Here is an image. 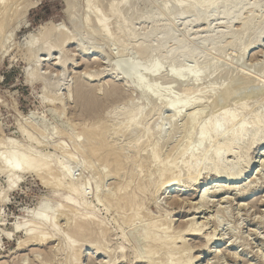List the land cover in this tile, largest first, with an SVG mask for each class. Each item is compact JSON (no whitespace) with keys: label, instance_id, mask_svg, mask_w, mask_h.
<instances>
[{"label":"rangeland","instance_id":"374dc122","mask_svg":"<svg viewBox=\"0 0 264 264\" xmlns=\"http://www.w3.org/2000/svg\"><path fill=\"white\" fill-rule=\"evenodd\" d=\"M66 1L39 0L35 5H31L25 14L18 19L17 28L14 22L17 21L16 19L11 20L12 22H7L8 24L6 23L7 25H4L5 28H2V35L0 34V159L8 158L11 152L22 148L30 152V154L41 153L48 156L53 162L51 166L55 169L59 168L58 162H62L67 169L69 168V171H72L70 172L74 181L76 179V181L78 180L80 183H82V181L86 183V180H88L86 187L84 186L86 189L85 200L91 207V216L93 215V218L100 221L102 223V228L107 232L103 238H97V241H99L97 242L98 246H101L100 243L102 242L105 244V246L102 245V247H99V250H95V248L98 247L96 244L95 248L93 247L94 244H92V247H90L91 244H86V246L84 245L83 248H81L79 253V264H148L147 258L144 254L142 255L146 243L142 237H139V234H141V227L144 224H147V222L154 223L155 220L156 222H168L166 223L167 226L170 227L169 235H179L181 231L191 226L193 223V225H198L196 227L192 225V227L201 230L198 237L189 235L191 234L189 232L180 233L183 234V236H181L183 239L182 241L185 242V247L190 250L191 263L193 264H264V145H254L251 150L248 152L244 151V153L241 150V146H234L231 153L224 157L223 166L226 167L238 161L237 164L239 165L236 168L238 175L245 174L247 165L253 163L244 181L237 182L236 184H231L229 186V183H227L225 185V174H220V176H213L210 174L209 170L212 168L213 162L208 161L198 166V172L196 173L197 180H194V177L189 178L184 172L180 174L179 182L172 183L173 189H189L190 186L191 188L193 186L196 191H187L184 193L171 192L170 194L167 192L165 194L162 189H159V192L156 193L159 187L155 186L154 188L153 185L150 186L151 188H146L144 191L137 190L139 186L138 183H142V181L146 183L148 181L149 183L152 181V183H154L155 181L156 184H159V182L164 179L161 178L162 175H160L159 172L155 173V169L158 167L157 164L152 163L151 166L147 165L144 168L141 167L139 163L142 158H144L146 154L148 155L152 149L158 147L159 162H162L166 160V157L170 155L173 150L191 141L189 138L192 136L193 138L191 139L193 140L199 125L209 118L213 112L209 100L215 97L221 90L225 91L227 94L226 102L223 104L217 98L218 100L215 104L216 108L221 110L224 106H227L228 109L229 106V110L233 109L232 112L235 113L237 119L248 120L251 115L255 114L256 117L259 116V121L255 120L256 123L253 124L252 122L251 124L259 128L264 126V0H247V6L237 13L239 14L238 20L230 19L229 21H224L221 19L219 12L216 11L209 20H201L191 25H187V21L189 20L188 17L185 19L179 17L173 23L169 24L167 18L161 15L162 13L160 10L161 4L167 2V0H150L146 4L140 2L136 7L137 12L135 10H133V12L143 17L154 14L159 22L154 26L150 23H144L143 17L130 18L128 28L132 31V38L129 37L130 39H128L121 32L117 31V33L114 34L115 37L113 36L110 41L97 36L98 34L95 35L97 32L94 29L92 30L91 28L90 30L91 26L89 27L88 25H91V21L87 24L89 31L85 28L86 25L84 26L83 24L85 16L83 15H85L87 10L84 4L86 1ZM97 1H99V3ZM109 1L95 0V2H92V7L102 5L105 11L106 4H108ZM30 2L32 4L34 1ZM93 3L97 4L93 5ZM23 5L21 4L19 9ZM71 5H74V8L77 9L74 10ZM68 6L70 8L72 7V10H74V13L72 11V15L74 14L76 16L68 18L66 14V11H68L67 8H69ZM199 9L201 15L208 14L209 12L207 6L199 7ZM251 14H253V29L251 28V33L248 32L249 30H245V33H248L243 34L244 29L242 30L241 22L248 16H251ZM76 18L78 19L76 20ZM47 22L60 25L66 32L77 34L76 38L79 47L71 44L64 46L61 55V57L63 56L62 60L65 58V60L68 59L70 61L69 63L67 62L64 70L57 62L59 57L53 54L50 56L51 59L48 57L44 58L45 56L40 55V60H46L40 64L38 62L31 63L26 60L28 57V54L24 50V41H26L28 37L26 35L30 33L35 34L37 28ZM74 23H77L76 26L79 27L81 31L74 30ZM167 24H169V28L172 29L171 31L174 32L182 43L185 42L186 44H194L193 46L196 47H203L202 56H205L206 59H210L215 67L225 68V72L233 70L231 71L234 72L231 78L229 79L228 77L227 80V78L224 77L225 74L223 69H221V71L219 70L220 68H217L220 72L214 70L215 74L213 73L210 77L208 76L209 72L203 73L199 77L198 83L196 82L194 84V88L197 85L200 87L197 86L194 89L195 92H193V90L186 91L189 86L186 83L182 82L183 85H181V83L173 82L169 76V78L167 77V71L169 69L167 65L158 72L159 74L155 73L156 75H153V73V76L140 71V76L149 85L155 84L158 87V92L154 96L149 95L145 99L143 98L144 91L141 90L143 88H139L136 84L137 80H134L136 76H138L134 74V72L126 73L125 79L127 86L124 85V82L118 81L116 73H119L120 68L125 64L131 61L137 62L140 66L144 64L145 59L139 57L136 51L139 45L138 42H141L139 40H141L142 34L149 28H154L156 26L158 28V26H166ZM82 29H84V31ZM206 29L208 31L207 34L205 31ZM238 30H240L239 33L241 30L243 31L242 39L240 38L241 34H235L238 35L237 37L239 38L238 41L236 39L237 43H239H236L235 47L227 46L225 39L219 41L220 43L217 47L219 49L216 48V51L210 49L208 42L204 43V46L195 45H202L201 39L208 40L211 36L218 35L221 32H237ZM76 31L80 32L77 33ZM85 31L88 32V34ZM82 32H85V35L82 34ZM123 39L128 41L125 42ZM153 40L154 39L151 41L153 42ZM121 45H123V47ZM124 45L126 50H124ZM92 46L94 49L99 50L100 56L89 55L83 57L81 50ZM168 47H170L169 44L164 50L169 49ZM102 51L103 53L101 56ZM66 57L68 58L66 59ZM197 61H201L200 57L196 61H187L185 65L194 67L199 63ZM34 66H37L38 72L45 78L46 82H49L51 87L49 88L52 91L49 89V91L46 92L49 99H52L50 101L53 102L47 103L49 99L47 102L43 99L42 94L45 89L42 83L28 82L29 74L34 70ZM89 72L94 75L100 73H104L105 75L101 77V79L97 78L95 81L87 82L86 76L90 75ZM218 73H220V76L222 73L224 74L221 76L223 79L218 77ZM215 76L218 80H216L217 78ZM245 76L250 78V82H241V78ZM53 82L57 83L56 87H52ZM136 86L139 89L136 88ZM182 86L185 87V90ZM189 88L193 87L190 86ZM180 90H184L186 93H194V95H190L191 93L187 95L184 91L182 93ZM165 92L173 97L186 96V100H194L191 102H194L199 108L196 105L190 106L182 112V116L175 118L173 117L172 110L160 108L158 111L157 107L156 110H153L148 116L143 113V118H141L142 116L139 117V119L137 118V122L140 121V123L138 122V127L145 128L146 133H144L143 130L142 132L134 133L135 135L133 136H135V138L132 141L129 140L132 135L130 136L128 134L129 137L127 134H119L118 130L121 127L120 124L125 121L128 107L137 105L146 112L154 103L156 96H160ZM81 95L83 96L82 99L80 98ZM54 98L60 99L61 102L54 101ZM59 103H61V105ZM195 110L198 113L194 119L195 122H193L194 129L190 131L191 137H189L184 131V118ZM203 110L207 112L205 111V113ZM26 119H28L29 122L26 121ZM99 121H102V124L104 122L106 127L108 126V142L117 143V145H121L120 147L124 146L122 147L123 151L125 149L124 153L127 152L126 154L129 156V158L125 160L118 177V174L111 175V172L108 173L110 169L101 164L99 165L95 157L93 159L91 156L86 155L79 149L74 148L71 143L73 142L72 140H74L77 144L80 143L79 145H82L83 143L81 142L85 140L83 133H86L92 126L101 124ZM218 121L224 124V120L219 119ZM30 122L37 129L42 131V133L39 134V132L35 131L30 125ZM19 126L24 129L22 133L19 131ZM46 126L47 129L45 128ZM159 127H161L160 133L157 130ZM154 128H156L155 130H157V133ZM248 128L251 129V126L249 125ZM53 129L57 130L52 132ZM154 133H156V135ZM42 134L45 137L41 136ZM48 134H50V136ZM226 135L227 134L224 133L222 136ZM30 136H33V139L37 140L34 143H30ZM48 137L51 138L48 139ZM8 139H12V142L7 141ZM220 139L221 138L218 137L217 142H219ZM39 141L41 142V146L42 144L45 146H38L39 143L37 142ZM214 142L216 143V140ZM131 143L134 144L132 145ZM161 143H163L162 145L164 147ZM57 144L62 146L60 147L61 149H55L54 146H57ZM156 145H160L161 148ZM195 145L194 151H196V153L200 154L205 150L204 144ZM66 147L69 149L70 155L72 154L69 158H63V150H65ZM67 149L65 151H67ZM143 150L147 151L144 152ZM141 151H143L145 156H142L143 153ZM131 155L132 157L130 158ZM135 155H137V157ZM83 157L86 158V161H84L85 158ZM94 160L98 166L95 164ZM178 160V158L175 159V162L179 163L180 161L178 162ZM88 162L92 163L91 165L95 167L88 165ZM56 164L58 166H56ZM85 165H87L86 167H91L92 170L91 168H86ZM194 167L195 166H191L190 169ZM106 169L108 170L107 172H105ZM89 171H93L92 174ZM128 171H131V173L133 171V174ZM104 173H106L108 177L106 175L104 176ZM98 174H100V176ZM16 175H14V180L18 178H16ZM8 176L11 182L8 180ZM8 176H5V174L0 171V264H66L65 262H67V264H74L71 261V253L66 246L67 241L63 234L66 231L65 220H58V234L54 235V238L52 237L51 240L48 239L40 243L41 245L24 243L27 238L25 228L24 230L23 228L17 230L16 226H14V224L17 225V223L30 220L31 214L34 213V209H37L41 201H46L47 199L48 201L52 200V204L58 203V206L59 204L63 205V198L67 196V191L60 189L54 192L50 186L45 185L42 180L40 181L41 178H39L37 174L32 172L23 173L20 175L21 178L19 176L20 180H15L14 183H12V175L9 174ZM83 177L85 180L82 179ZM99 177H101V181ZM215 179L216 182L219 181L215 185L219 183V186L222 187L214 189V192L213 190H208L210 193L208 192V195L205 194L206 196H204L205 198L203 199V189L210 188L211 186L213 187L214 184H212V181H215ZM124 182L128 185H125ZM8 184L11 185L9 188ZM127 186L129 188H126ZM122 187H124V189ZM116 188H122L126 192L125 193L121 189L122 193L125 195H130L132 197L136 195L135 198H133L135 199V205L133 204L130 206L131 209L129 207H123L122 205H120V207L116 206L114 202L109 201L112 199L110 195L114 194ZM127 191H129V194ZM98 192L100 194H98ZM96 194L104 201L102 202L100 201L101 199L99 200V198H97L98 201L96 199ZM105 194L110 195L106 196ZM116 194L118 195V193ZM136 198H140V200ZM199 199L203 200L200 201ZM172 201H174V203ZM105 205L108 206V209ZM134 208H136L137 211H135ZM61 210L68 212V209L62 208ZM139 211H141V213ZM137 212L138 214L140 213L139 216L146 217H142V221H134L133 224L128 223V221L130 222L132 219L136 220L134 219V215L135 213L137 214ZM77 213L79 214L78 216H80L85 212L79 210L72 214L75 220L82 217H78ZM123 218H125V220ZM36 223L40 224L41 221L39 220V222ZM130 225L132 226L130 227ZM70 235H73V233H70ZM136 235L139 238L136 237ZM210 237L214 239L208 242L207 239ZM70 238H72V236ZM18 243H20L19 245H21V243L23 244L21 247H18ZM79 244L81 243H78V245ZM176 247L179 248L183 246L178 243ZM102 249L103 252L106 251V254L100 251ZM214 252H216V254ZM164 253L163 251L160 253L161 257L162 255L164 257ZM140 255L141 257H138ZM156 258L157 257L154 259Z\"/></svg>","mask_w":264,"mask_h":264},{"label":"bare ground","instance_id":"6f19581e","mask_svg":"<svg viewBox=\"0 0 264 264\" xmlns=\"http://www.w3.org/2000/svg\"><path fill=\"white\" fill-rule=\"evenodd\" d=\"M30 1H34V2L31 4ZM38 1L39 0H0V34L2 33V30L5 28V26L11 20H14V19L17 20V21H14L16 23L15 26L17 28L18 21H19L18 19L25 14L27 9L31 5L32 6L35 5L36 2H38ZM101 1H104V0H101ZM148 1H150V0H111V1H109L108 4H106V10H105L106 13H105V11L103 10V6L100 4H98V5H100L98 7L97 6L92 7V2H95V0L94 1L93 0H84V2H85L84 4L86 5L85 9H87V10H86L85 15H83V16H85L84 20L82 19L83 24H84V26L86 25L85 28H87V24H89V22L91 21L92 22L91 25L90 24L88 25L89 27L91 26L90 30H91V28H92V30L94 29L97 32L95 35L98 34L97 36H99L105 40H108V41H110L113 38V36L115 37L114 34L117 33V31L121 32L126 38L130 39L129 37L133 36V34L131 33L132 31L129 30V28H128V26H129L128 22H130L129 21L130 18H142L143 17L141 15H137L135 12H133V10H135L137 12L136 7H137L138 3L142 2V3L146 4ZM66 2H69V1L67 0ZM97 2L99 3V1H97ZM77 3H78V1H77ZM168 3H169V5H168ZM21 4L22 5L24 4V5L19 9ZM73 4H75V3H73ZM96 4L97 3H93V5H96ZM202 6H207L209 8L208 14L203 13L204 15H201V11H200L199 7H202ZM246 6H247V0H167V2H164L163 4H161L160 10L162 13L161 15H163L164 17L167 18V21L169 22V24L173 23L179 17L184 18V19L188 17L189 20L187 21V25H191V24L198 23L201 20H205V21L209 20V18H212V16L214 15V13L216 11L219 12V14L221 15V19L224 21H229L230 19L238 20L239 14H237V13L242 11L244 9V7H246ZM72 7L74 8V5ZM72 7L67 8L68 11H66L67 12L66 14H67L68 18L71 16H73V17L76 16L74 14L72 15V11L74 13V10H76L77 8L76 9L74 8V10H72ZM77 7H78V5H77ZM252 15L253 14H251V16H248L243 22H241V25H242L241 27H242V30L244 29V32L242 30L240 33H239L240 30H238L237 32L236 31L235 32L234 31H232V32L228 31L225 33L221 32L218 35L211 36L210 39H208V40L200 38L202 45H198V44H195V45L204 46V43L208 42L210 49L212 51L213 50L216 51V48L218 47V44L220 43L219 41L225 39L227 46H234L235 47V44L239 40V38L237 37L238 35L241 34V36H240V38H241L242 32H243V34H247L248 32L251 33L250 31H251V28L253 27ZM77 19L78 18H76V20ZM142 19L144 20L143 21L144 23H150L151 25L153 24L154 26H155V24H157L159 22L154 14H151L147 17H143ZM76 24L74 26V30H80V28L77 27ZM169 24H167L166 26H160V27L158 26V28H157V26L154 28H149V29H147V31L145 33L142 34L141 40H139L141 42H138L139 43V45L137 47L138 49L137 50L135 49L137 51V54L139 55V57L145 59V62L142 66H140L135 61H131L128 64H125L123 67H121L119 73L118 72L116 73L117 80L124 82V85H126V79H125L126 73L134 72V74L138 75V76H136V79H134V80H137L136 84L139 88H143L141 90L144 91L143 92V96H144L143 98L144 99L149 95L154 96L158 92V87L155 84L149 85L140 76V74H139L140 71H143V72L147 73L148 75H152L153 73H154L153 75H156L155 73H158L159 71H161L163 69V67L165 65H167V67L169 68L167 71V77L169 76L170 79L173 80V82H176L179 84L181 83V85H183L182 82L186 83L187 85H189L187 87L184 84L187 87L186 91L193 90V92H195L194 89L198 85L195 86V88H194V84L198 81L199 77L203 73L209 72L208 73L209 75L208 74L207 75L210 77L211 75H213L214 70L219 71V70L223 69V68H220L217 66L215 67L210 59H206L205 56L204 57L202 56L203 47L202 48L196 47V46H193L194 44L193 45L186 44L185 42L182 43L179 40V38L174 34V32L171 31L172 29L169 28ZM84 29H82V30L84 31ZM245 30L246 31L249 30V31L247 33H245L246 32ZM87 31H89L88 28H87ZM95 31H94V33H95ZM205 31L207 34V32H208L207 29ZM79 32H77V33H79ZM84 33L82 32V34H84ZM86 33L88 34V32H86ZM237 33H238V35H235ZM76 35H77L76 33L72 34V32L71 33L66 32L64 30V28H62L60 25H56V24H53L51 22H47V23L43 24L41 27H38L35 34L30 33L29 35H26V36H28L26 38L27 42L24 41L26 43V44L24 43V45H25L24 50L28 54L27 55L28 57L26 60H28V62H31V63H37L38 62L40 64L41 62L46 61L45 59L40 60L39 59L40 55L45 56L44 58L48 57L49 59H51L50 56L53 54L56 57L57 56L59 57L57 62H58V64H60L61 68H63V70H64V67L67 64V62L68 63L70 62L67 59L68 57H66L67 60H65V58L62 60L63 56L61 57V55L63 53L64 46L71 44V45H76V47H79V43H78V40L76 38ZM78 36H79V34H78ZM152 39H154L153 42L151 41ZM236 39H237V41H236ZM124 41L127 42L128 40L127 41L124 40ZM168 44L170 45V47H168L169 49L164 50V49H166V46ZM121 46L123 47V45H121ZM21 47H22V45H21ZM124 47H125V45H124ZM22 49H23V47H22ZM217 49H219V48H217ZM124 50H126V47ZM102 53H103V51L101 52V56H102ZM81 54L83 57H86L89 55L100 56L99 50L94 49L93 46L89 47L87 49L81 50ZM199 57H200L201 61L200 62L197 61L199 63L197 65H195L194 67H188L185 65V63L187 61H196L199 59ZM49 59H47V60H49ZM34 67H35L34 70L31 72V74H29L28 82H39V83H42L44 85L43 87L45 90H44L42 96H43V99L47 102L49 99V97L47 96V92L49 91V89L51 87L49 85V82H46L45 78L38 72L37 66H34ZM217 68L218 69L220 68V69L218 70ZM224 69H223V72L225 75L223 73H222V75H224V77L227 78V80H228V77L230 79L234 72H231L233 70H230L229 72H227V71L225 72ZM227 70H229V69H227ZM218 74H219V76L218 75L217 76L220 78L222 75L220 76V73H218ZM104 75H105L104 73H100L98 75L97 74L94 75V74L90 73L89 76H86L87 77L86 79H87V82L88 81H95L97 78L101 79V77H103ZM131 77H132V75H131ZM249 79L250 78H248L246 76L242 77L241 82L242 83L250 82ZM216 80H218V78ZM130 81H132V80H130ZM28 84H30V83H28ZM56 84L57 83L53 82L52 87H56ZM136 84H134V85H136ZM137 86H136V88H138ZM190 86L193 88H189ZM198 87H200V86H198ZM184 88L185 87H183V89ZM184 90H180V91H182V93H183ZM196 92H197V89H196ZM182 93H181V96H182ZM184 93H186V92L184 91ZM190 93L191 92H188L186 94L188 95ZM186 94H183V95H186ZM198 94H199V92H198ZM190 95H194V93H191ZM226 96H227L226 92L221 90L219 93H217V95L215 97H212L209 100L210 101L209 104H210V107H212L213 112L211 111L212 112L211 116L209 118H207L206 120H204L199 125L197 133H196L195 138L193 140L191 139V138H193V136L191 137L190 131L194 129L193 128V126H194L193 122H195L194 119L196 118L198 112H196V110H195V111L191 112L190 114H188L186 116V118H184V124H183V127L185 128L184 131L186 132L187 136L191 137V138H189V140H191V141H188L187 143H184L183 145L181 144L182 146L178 147L177 149H175L176 148L175 147L174 148L175 150H173V152L170 153V155H168L166 157V160L159 162V153H158L159 151L157 149L158 147L157 148L155 147L154 149H152L148 155L146 154V156L143 153L144 150L141 151L143 153V155L142 154L141 155L145 156V157L142 158V160L140 159L141 161L139 160L140 166L144 168L147 165L151 166L152 163L157 164L158 167L156 166L157 168L155 169V173L159 172V174L162 175L161 178H164V179L162 181H160L159 184H156L155 181H154V183H152L153 181L151 183H149V181L146 183V182H143L141 180L142 183H138L139 186H138L137 190L144 191L146 188H149L150 186L153 185L154 188H155V186L159 187L158 191H156V193L159 192V189H162L165 194L167 192L170 194L171 192H173V193L174 192L184 193L187 191H196V189L193 188V186H192V188H191V186L190 187L187 186V187H189V189H185V188L184 189L183 188L182 189H176V188L173 189L172 183L179 182L180 174L184 173V172H185L184 174L185 175L187 174V176L189 178L194 177L193 179L195 180L197 178L196 173L198 172L197 171L198 166H201L208 161L213 162L212 168L209 170L210 174H212L213 176L214 175L220 176V174L226 175L225 185L227 183H229V186H230L231 184L233 185V184H236L237 182L244 181V178L247 177L249 171L251 170V168L253 166V163H249L247 165L245 174L238 175L237 171H236V168L239 165V164H237L238 161L235 164L234 163L232 165L229 164V166L227 165L228 167H226V166H223L224 157L231 153V150L234 146H238V145L241 146L242 147L241 150L244 153V151L248 152L249 150H251V148L254 145H257V144L259 146L264 145V126L259 128V127H256L255 125L251 124L252 122H253V124L256 123L255 120L259 121V119H258L259 116L256 117L255 114L251 115V117L248 120L237 119L235 113L232 112L233 109L229 110V106H228V109H227V106L226 107L224 106L221 110L216 108L215 104L217 103V100L219 99L224 104L226 102ZM185 97L186 96H182V97H175L174 96L173 97V96H170L168 93L165 92V93L161 94L160 96L159 95L156 96V98L154 99V103L150 106V108L146 112L143 111L137 105H135V106L133 105V106L128 107L126 115H125V121L123 120L124 122L122 121L123 123L121 122L122 124H120L121 127L118 130L119 134L122 133V134H127V135L129 134L130 136L132 135L131 139H129L132 141L135 138V136H133V135H135L134 133L142 132V130L144 133H146L145 128L138 127V122L140 123V121L137 122V118L139 119V117H141L143 115V113L148 116L153 110H156L157 107H158L157 108L158 111L160 108L172 110L173 117H175V118L182 116V112L184 110H186L190 106L196 105L194 102H191L194 100H191V101L186 100L187 98H185ZM80 98L82 99L83 96L81 95ZM50 100H52V99H49V101L47 103L53 102ZM54 101L61 102L60 99H55ZM59 104L61 105V103H59ZM196 106L198 107V105H196ZM205 108H206V106H205ZM169 110H167V111H169ZM143 117L144 116H142L141 118H143ZM219 119L224 120V124H221L220 121H218ZM26 121H28V119H26ZM106 123H108V122H106ZM218 123H220V124H218ZM30 125L32 126V128L35 129V131L39 132V134L42 133V131H40L34 125H32L31 122H30ZM46 125H47V123H46ZM249 125L251 126V129L248 128ZM47 126L45 127L46 129H47ZM37 127H39V126H37ZM52 127H54V126H52ZM22 129H23V127L19 126V131L21 133L24 131V129L23 130ZM54 129L52 132L57 130V129L56 130H54ZM155 129L156 128H154V130ZM41 130H44V129H41ZM157 130L160 133L161 127H159V129L157 128ZM157 130H155L156 133H157ZM52 132H51V134H52ZM148 132H151V131H148ZM107 133H108V126L106 127V125L103 122V124L101 123V124H97L95 126H92L88 131H86V133H83L85 136V137L83 136L85 138V140L82 139V140H84V142H81V143H83L82 145H79L80 143L77 144V142L74 140H72L73 142H71V143L73 144L74 148L79 149L81 152L85 153L88 156H91L93 159L95 157L96 161L99 165L101 164V165L105 166L106 168L110 169V171H108L106 169L105 172H107V171H108V173L111 172V175L118 174L117 175V177H118L119 172L121 173L120 170H121L125 160H127V158H129V156L126 154L127 152L124 153L125 149L123 151V148H122L124 146L120 147L121 145L118 144L119 145L118 146L117 143L115 144V143L108 142L109 139H107ZM156 133H154V134L156 135ZM224 133H226L227 135L222 136ZM39 134H37V135H39ZM48 135L50 136V134H48ZM152 135H153V133H152ZM41 136H43V134ZM41 136H39V137H41ZM43 137H45V136H43ZM129 137H127V138H129ZM218 137L221 138L219 142H217ZM33 138H34L33 136L29 137L30 143H34L37 140V139L35 140ZM50 138L48 137V139H50ZM11 140L12 139H8L7 141L12 142ZM215 140H216V143L214 142ZM37 143H39L38 146H40V147H43V145H44V144H42V146H41L40 141ZM162 144L163 143H161V145ZM195 144H198V145L204 144L205 150L200 154L196 153V151H194V148L196 147ZM73 146H71V147L73 148ZM156 146L160 147V145H156ZM54 147H55V149H57V148H60L62 146H60V144H57V146H54ZM125 147H127V146H125ZM146 148H148V147H146ZM66 149H67V147H66ZM76 149H74V150H76ZM128 149H127V151H128ZM65 150H63V158L71 157L72 154L70 155V153L68 151L69 149H67L68 152ZM145 151H147V150H145ZM137 155H135V156L137 157ZM82 156H85V155H82ZM135 156H133V157L136 158ZM131 157H132V155L130 156V158ZM176 157L179 159L178 162L180 161L179 162L180 164L175 162V159H177ZM83 158H85V157H83ZM84 161H86V158ZM94 162H95V160H94ZM52 163L53 162L51 161V159L48 156L43 155L41 153L30 154V152L25 151L22 148L14 151V152H11V154L9 155L8 158L0 159V171L3 172L5 174V176H8L9 174H11L12 179H13L12 183H14L15 180L16 181L18 179L20 180V178H21L20 175H22L23 173L32 172V173L37 174L38 177L41 178L40 181L42 180V182L45 185L50 186L54 192H57L60 189H64L68 193V194L66 193L67 196H65L63 198L64 199L63 205L59 204V206H58V203L52 204L51 203L52 200L48 201L47 199H46V201H41L39 203V206L37 207V209L36 210L34 209V213L31 214L30 220H27L26 222L23 221L20 223L16 222L17 225L14 224V226H16L17 230L22 229V228L24 230V228H25V232L27 233V236H26L27 238L24 241V243L40 244L42 242H45L48 239L51 240L52 237L54 238V235L58 234V230H57L58 220L59 219L65 220L66 231L64 230L65 232L63 234L65 235V238L67 241L66 246L70 250L72 263L79 264V258H80L79 253H80L81 248H83L84 245L86 246V244L87 245L91 244L90 247H92V244H94L93 247L95 248V244H96V246H98L97 242H99V241H97L98 240L97 238L98 237H99V239L103 238L107 231H105V229L102 228V223L100 221H97V219L93 218L92 217L93 215L91 216V209H90L91 207L89 206V204H87V202L85 200V190L86 189L84 188V186L86 187V183L88 182V180H86L87 181L86 183L85 182L83 183V181H82V183H80V181L78 182V180L76 181V179L74 181V179L72 178V174H71L72 171L70 170L71 171L70 172L69 168L67 169L66 166H64V164L62 162H58L59 168H56V169L51 166ZM81 163H82V161H81ZM97 163L95 162V164H97ZM91 164L92 163H89L88 165H91ZM98 164H97V166H98ZM58 165L56 164V166H58ZM82 166L84 167L83 163H82ZM86 166L87 165H85V167ZM140 166H139V168H140ZM191 166L192 167L195 166V167L190 169ZM86 168H89V167H86ZM91 170H92V168H91ZM93 170L95 171L94 168H93ZM92 172H90V173L92 174ZM129 173H131V171ZM16 174H18V175L20 174L19 175L20 178ZM131 174H133V171ZM14 175H16V178L18 177L15 180H14V178H15ZM98 175L100 176V174H98ZM105 175H106V173H104V176ZM147 176H148V174H147ZM96 177H94V178H96ZM109 177H110V175H109ZM111 177H113V176H111ZM115 177H116V175H115ZM10 178H11V176H10ZM99 178H100L99 180L101 181V177H99ZM151 178H152V176H151ZM151 178H149V179H151ZM82 179L85 180L84 177ZM104 179H106V178H104ZM8 180L10 181L9 176H8ZM95 181H96V179H95ZM120 181H122V180H120ZM212 182H213L212 184H214L213 187L211 186L210 188H206V189L204 188L203 189V192H202V198L203 199L205 198L204 196H206L205 194H207L209 192L208 190H213V192H214L215 191L214 189L222 187V186H219V183H218V185H215V184H217V182H219V181L216 182V179H215V181H212ZM128 183H129V181H128ZM125 185H128V184L125 183ZM10 186L11 185H9L8 188ZM204 186H206V185H204ZM118 188H116L117 190L115 189V192L112 195H110L111 193L107 194V195L105 194L106 196L110 195V197H112V199L109 201L114 202V205L119 206V207H120V205H122L123 207H129L130 208V206H132L133 204L135 205V203H134L135 199H133V198H135L136 195L134 197H132L130 195H125L122 193V190L124 189V187H122L123 189L121 188L122 190L118 189ZM126 188H129V187L127 186ZM96 189H97V187H96ZM128 192L129 191H127V193ZM116 193H118V195ZM98 194H100V193L98 192ZM98 194H96V196H97L96 199L99 198ZM58 197H59V194H58ZM60 198H62V197H60ZM100 199L101 198H99V200ZM138 199L140 200V198H138ZM203 199H201V200L199 199V200L202 201ZM100 201L103 202L104 200L101 199ZM172 202L174 203V201H172ZM137 203H140V202H137ZM105 207L108 209L107 205H105ZM62 208L68 209V212L62 211L61 210ZM137 208H138V206H137ZM134 209H135V211H137L136 208H134ZM79 210H82L85 213L83 215H80L82 217L78 216L79 214L77 213V216L80 218L76 219V220L73 219L74 216H72V214L76 213ZM124 210H125V208H124ZM116 211H118V210H116ZM139 212L141 213V211H139ZM139 214H138V212H137V214L135 213L134 219H136V220L132 219V221H130V222L128 221V223L133 224L134 221H136V222L142 221L141 219L146 217V216L145 217L142 216L143 217L142 218L141 216H139ZM123 219L125 220V218H123ZM39 220L41 221V223L37 224L36 222H39ZM166 222L167 221L156 222V220H155L154 223L153 222L152 223L147 222V224H144L141 227V234H139V237H142V239L146 243V245L143 248L142 255L143 254L145 255V257L148 260V264H168V263L169 264H193V263H191L192 260H191V256H190V254H191L190 250L185 247V245H184L185 242L182 241L183 240L182 239L183 234H180V233L189 232V233H191L189 235L198 237L200 235L199 232L201 231L200 229L195 228L198 225H193L194 224L193 223V224H191V226H189V227L185 228L183 231H181L179 233V235H169V231H170L169 228L170 227L167 226L168 222L167 223ZM128 223H126V224H128ZM192 225L195 227H192ZM131 226L132 225H130V227ZM126 228H127V226H126ZM134 230H136V229H134ZM70 233L71 234L73 233V235H70ZM71 236H72V238H70ZM136 237H138V236L136 235ZM213 239H214L213 237H210L207 240H208V242H211V241H213ZM100 242H101V240H100ZM78 243H81V244L78 245ZM104 243H105V241H104ZM178 243H180V245L182 244L183 247L177 248L176 245ZM19 244L20 243H18V245ZM22 244L23 243H21V245H19L18 247H21ZM100 244H101V246L99 245L98 247L95 248L96 251H97V249L99 250L100 249L99 247H102V245L105 246V244H103V242ZM103 249H104V247H103ZM103 249L100 251L103 252ZM105 250H107V249H105ZM162 251L165 252L164 257L162 255L163 258L160 255V253ZM105 252H103V253L106 254ZM96 253H98V252H96ZM214 253L216 254V252H214ZM218 254H220V253H218ZM55 255H56V253H55ZM122 257H124V256H122ZM138 257H141V255ZM155 257H157V258L154 259ZM144 260H146V259H144ZM65 263L67 264V262H65Z\"/></svg>","mask_w":264,"mask_h":264}]
</instances>
